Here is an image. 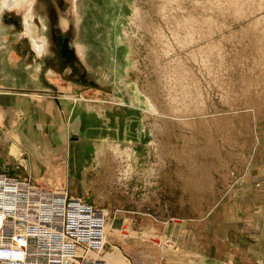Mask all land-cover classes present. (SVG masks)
Listing matches in <instances>:
<instances>
[{
    "label": "rangeland",
    "instance_id": "obj_1",
    "mask_svg": "<svg viewBox=\"0 0 264 264\" xmlns=\"http://www.w3.org/2000/svg\"><path fill=\"white\" fill-rule=\"evenodd\" d=\"M109 1L7 0L0 7L4 41L14 58L9 63L5 57L10 66L5 68L22 70L25 62L34 74L40 70L39 88L20 78L16 86L28 95L13 94L21 93L18 88L0 96L57 111L52 126L40 124L38 136L25 140L35 172L62 177L71 172L79 186L75 196L107 213L105 252L116 245L132 264H263L257 234L264 218L245 189L264 196V0ZM30 24L43 29L47 58L34 53ZM119 77L136 83L157 116L131 114L111 99L115 90L125 103L131 99L117 90ZM4 82L0 79V87H9ZM70 83L76 93L67 96L86 94L89 103L91 98L96 105L120 107L108 110L123 140L114 131L108 142L131 152L129 159L108 145L99 163L83 167L90 166L93 152L82 156L90 145L78 136L89 130L69 129L54 100ZM15 116L11 110L1 126L16 129ZM51 132L61 142L49 144ZM8 149L0 148V172L31 181L25 165L12 158L5 162ZM58 186L65 190L64 183Z\"/></svg>",
    "mask_w": 264,
    "mask_h": 264
},
{
    "label": "built area",
    "instance_id": "obj_2",
    "mask_svg": "<svg viewBox=\"0 0 264 264\" xmlns=\"http://www.w3.org/2000/svg\"><path fill=\"white\" fill-rule=\"evenodd\" d=\"M106 221L65 190L0 173V264H107Z\"/></svg>",
    "mask_w": 264,
    "mask_h": 264
},
{
    "label": "crops",
    "instance_id": "obj_3",
    "mask_svg": "<svg viewBox=\"0 0 264 264\" xmlns=\"http://www.w3.org/2000/svg\"><path fill=\"white\" fill-rule=\"evenodd\" d=\"M122 53H124V49H122ZM122 56H123V54L119 53V57H120L119 60L121 61V62L119 61V63H123ZM132 61H133V55H132ZM2 64L4 66L3 67L4 70L6 68H10V66H8V64H6V60H5V62H2ZM0 66H2L1 63H0ZM134 68H136V66ZM0 79L4 80L7 83L6 86H9L7 88H4L5 86H3L2 88L0 87V91H2L3 94H6V95L10 94V91H12V89L20 88L19 91H21V93H13V94H21L23 96L28 95V94H26L27 90L24 87L23 88H21V87L11 88L12 87L11 83L8 82L7 80H5V77H2L0 75ZM128 82L136 84L135 82H132L130 80ZM58 86H60V84H56L55 88L57 89ZM74 88H75L74 84H71V87L68 89V92H64V91L63 92H57L56 91V93L60 94V97L62 95L64 97L65 93H71L74 95L76 93ZM9 89H11V90H9ZM47 91H49V93L51 92V90H47ZM38 92L41 94H48L45 92L35 90V93H38ZM6 95L0 96V132L2 133V136L0 137V148H9L8 149V155L6 156L5 153L3 155L5 162L10 161L11 158L14 159L13 161H15V159H16V161L19 163V165L22 168H24L23 165H25V168H27L28 177H29V179H32L33 182H35V183L36 182L37 183L43 182L46 185V187H52V188L62 187V186H58V185L61 183H64L65 184L64 188H65V190L67 189L66 190L67 193L69 195L75 196L76 191L78 190L79 186L77 184L75 176L73 174H71V172H66L63 177L59 176L57 173H52L51 175H46V176L38 175L35 172V170H36L35 164H33L31 161L32 154L29 151V148H28L29 145L27 147L28 150L26 149L25 140L31 141L33 138L38 136L35 129H37L38 126H40V124H46V123L50 124L51 123V126H52L53 122L55 121L54 115L57 114V111L53 110V113L49 112L47 109L43 108L40 105V102H38L39 105L36 108L32 109L30 106L27 105L26 99L21 98V97H16L14 99H10V98L6 97ZM30 96H33V97L38 98V99L44 97L42 95H40V96L30 95ZM84 96H87V95L85 94ZM57 99H58V101H57ZM54 100L56 102L57 107H59V110L61 111L62 115L67 118L65 121H66V125L68 126L69 129H72L76 126L82 125L80 127H82L85 131L89 130V131H87L88 133L82 135V137L79 136L82 140H78V141H87V142H89V145H90L88 147L86 146L87 148L84 151H82V156L88 155L90 150H92V152H93V159L90 162H88V164L90 166L87 167L84 165L83 167H85V169L93 167L95 165V163H99L102 159V156L103 157L106 156L104 150H109V149H107V147H105L104 149H98L97 147H94V143L92 141L99 138L98 135H100V134L103 135V132L105 131V133H107L109 135H107L106 137L103 135L104 137L102 139L106 141V140H109V136L112 134V132L118 131L117 136L119 138H122L121 140H123V134H122L123 130H120L117 118H116L115 127L111 126L112 115L109 114V110L111 109V111H113V109H119L120 107H118L117 105L111 106L110 108H107L106 106H103V105H96L91 98H89V100H91L92 102L89 103L88 107H83L80 105L72 106L69 103H66L64 101H60V98H55ZM11 110L16 111L15 118H16V122H17V128L14 129L13 131H10L7 128H5V125L1 126V125H3V122H5V120H6V115H9ZM125 110L128 111L129 113L133 114L131 110H128V109H125ZM33 115H37L40 117L37 119L31 120L30 117H32ZM25 130H27L29 133H27V132L25 133ZM134 131H138V130L136 129ZM84 137H86L87 139ZM47 139H48L49 144H53V145H54L55 141L61 142V140H62L60 135L54 134L53 132H51V134H48ZM85 152H86V154H85ZM42 153H43L42 151H38L39 155H41ZM74 160H76V159H74ZM27 161H28V163H27ZM78 162H80V163H78ZM79 165H81L80 159L76 162V166L79 167ZM67 170H68V168H67ZM0 173L6 174L4 172H0ZM8 176H12V175H8ZM249 177H250V175L247 174L245 177L246 179H244V180H246V181L249 180ZM245 196H247L249 203L251 205L258 206L257 210L260 213H262V217L264 218V196L255 193V191L252 190L250 187L245 189ZM259 221H260V223H259V227H258L259 230H258L257 238L261 244L263 243L262 247H264V219L259 220ZM251 256H252V259H254L255 256L252 253H251ZM255 259H256V257H255ZM259 260L260 261L262 260V263L264 264V258L263 257H262V259H259Z\"/></svg>",
    "mask_w": 264,
    "mask_h": 264
},
{
    "label": "bare ground",
    "instance_id": "obj_4",
    "mask_svg": "<svg viewBox=\"0 0 264 264\" xmlns=\"http://www.w3.org/2000/svg\"><path fill=\"white\" fill-rule=\"evenodd\" d=\"M7 0H0V7H2L5 2ZM18 1V0H17ZM114 1V0H113ZM113 1H109L108 5L109 4H112ZM116 1V0H115ZM107 3V2H106ZM129 7V6H128ZM131 8V10L134 11V14H136L137 10L134 9L133 7H129ZM133 15V14H132ZM131 15V16H132ZM2 19V18H1ZM0 19V20H1ZM133 19H129L128 21L132 22ZM119 21V20H118ZM28 24V23H27ZM40 27V26H39ZM41 28H45L44 26V23L42 24V27ZM7 28L4 27L3 23L0 22V63L2 66H0V75L2 77H5V80H7L8 82L11 83V86L12 87H18L16 86V82L20 79V78H23L24 81H25V84L26 85H30V84H36L37 87L39 88V84L36 83V74H38V69L39 67L35 68V72L36 74H34V72L31 71V69L28 68V66H25V62H23L24 65H21L22 61L19 62V64H17V66L21 65L23 66V69L20 70L19 68L17 70L15 69H11V70H8V69H3V64L2 62H5V57H7V61L10 63L11 61L13 62V57L11 56L12 54V50L8 52V49L9 47H7V44L5 41H4V37H5V31ZM29 29H30V39H31V43H32V47H33V50H34V53L39 56L40 58H47L50 54V49L48 47V39L46 37L45 34H43L42 32L43 29H37L36 27H34V25L30 24L29 25ZM46 31V30H45ZM125 33V32H124ZM124 35V34H123ZM111 36V35H110ZM123 38V37H122ZM85 39V37H84ZM115 39L117 40L116 42V45L120 43L121 41V38L120 36H117L115 37ZM87 41V40H86ZM119 49V48H117ZM13 55V54H12ZM84 56V55H83ZM81 57V56H80ZM87 57L90 59V56L89 54L87 53ZM86 57V58H87ZM82 58V57H81ZM16 60V59H15ZM82 60V59H81ZM86 61H88L86 59ZM37 63V62H35ZM98 64V62H96ZM39 64V63H37ZM115 68L117 67L115 64L113 65ZM35 67V65H34ZM33 67V68H34ZM41 67V65H40ZM32 68V69H33ZM32 73V74H31ZM51 73V72H49ZM95 74V72H94ZM101 74V72H100ZM48 76H52L53 77V73L49 74ZM94 76V75H93ZM51 77V78H52ZM52 80V79H51ZM128 80V79H127ZM127 80L124 79V77H119L117 79V82H118V87H117V90L119 89H123L125 90L130 96H131V99H129V103H125V99L123 98V96H121L120 94H118V92H114V95L111 97V99L115 100V101H118V105H126L125 107H127L128 110H131V111H140L142 113L143 118H148L149 116H157V113H156V109L155 107L151 104L150 101L148 100H144L140 94L138 93L137 89L135 88V86L132 85V83L128 82ZM34 84V85H35ZM122 84V86H120ZM135 85V84H134ZM23 86V85H22ZM28 86H25L26 88ZM33 86V85H32ZM68 87V86H67ZM33 88V87H32ZM69 89V88H67ZM67 94H71V93H65L64 94V97L63 95L60 98V101H64L66 103H69L71 104L72 106H76L77 104L80 105V106H83V107H88L89 106V101L85 98L84 95H82L80 98L79 97H70L69 95L67 96ZM36 96V95H34ZM142 99V100H141ZM174 109V108H172ZM175 110V109H174ZM161 115V114H160ZM163 115V114H162ZM110 137V136H109ZM80 137L78 136V140H81L79 139ZM100 138V137H99ZM109 140H103L102 138L100 140H97L95 141L96 144H98L97 146L101 148V146H99L100 144H105L108 148V145L111 144V142H108ZM93 142V141H92ZM115 142V141H114ZM94 143V142H93ZM114 147L110 146V149L115 152V153H125L126 154V159H129V157L132 155L131 152L127 151V150H124L122 151V149L120 148V144H118L117 142L113 143ZM96 145L94 147H97ZM97 147V148H98ZM99 149V148H98ZM134 152V151H133ZM135 158V157H134ZM134 160V159H133ZM66 191V190H65ZM67 192V191H66ZM107 223V221H106ZM110 230V226H108L107 224H105V241L106 240V233L107 231ZM120 248V247H119ZM116 245H113L111 246L110 250L111 251H108V252H103L101 255H99V259L101 260H104L107 264H132L131 260L129 257L125 256L124 253L119 249ZM94 256H97L98 254L96 253H93ZM148 261V259H147ZM149 262V261H148Z\"/></svg>",
    "mask_w": 264,
    "mask_h": 264
}]
</instances>
